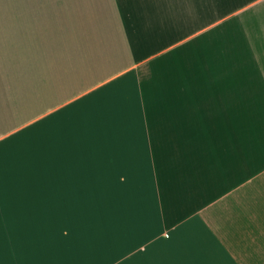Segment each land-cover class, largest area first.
<instances>
[{
	"label": "crops",
	"instance_id": "obj_1",
	"mask_svg": "<svg viewBox=\"0 0 264 264\" xmlns=\"http://www.w3.org/2000/svg\"><path fill=\"white\" fill-rule=\"evenodd\" d=\"M2 152L12 264H264V0H0Z\"/></svg>",
	"mask_w": 264,
	"mask_h": 264
},
{
	"label": "rangeland",
	"instance_id": "obj_2",
	"mask_svg": "<svg viewBox=\"0 0 264 264\" xmlns=\"http://www.w3.org/2000/svg\"><path fill=\"white\" fill-rule=\"evenodd\" d=\"M3 151V150H2ZM0 154V183L3 185L17 186L21 193L25 196V183L27 173L23 169L17 168V157ZM19 163V162H18ZM12 192V190H11ZM12 196L17 195L11 193ZM8 195L3 188L1 195L3 199ZM10 195V193H9ZM48 198L57 200V189H49L47 192ZM11 203H0V245H2V252L0 253V264H12L13 252L11 245L30 244L42 242L43 236L41 231H50L51 235L48 237V242H55L58 238V203H41V201L33 204L18 202L13 198ZM1 200V198H0ZM31 228L35 231L34 235H27L26 229ZM34 233V232H33ZM22 255V252H17Z\"/></svg>",
	"mask_w": 264,
	"mask_h": 264
},
{
	"label": "built area",
	"instance_id": "obj_3",
	"mask_svg": "<svg viewBox=\"0 0 264 264\" xmlns=\"http://www.w3.org/2000/svg\"><path fill=\"white\" fill-rule=\"evenodd\" d=\"M137 250H140V249H137ZM137 250H136V251H137Z\"/></svg>",
	"mask_w": 264,
	"mask_h": 264
}]
</instances>
